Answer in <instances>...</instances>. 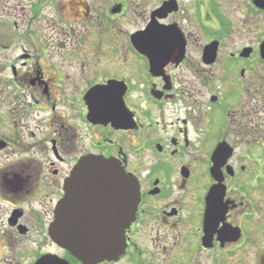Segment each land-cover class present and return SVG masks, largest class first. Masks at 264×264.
Here are the masks:
<instances>
[{"label":"flooded vegetation","instance_id":"1","mask_svg":"<svg viewBox=\"0 0 264 264\" xmlns=\"http://www.w3.org/2000/svg\"><path fill=\"white\" fill-rule=\"evenodd\" d=\"M132 3L0 0V264H258L264 254V38L228 50L214 38L194 53L179 23H163L177 1L157 22L175 25L184 49L159 59L132 43L147 25L127 29ZM211 12L205 20L221 23ZM87 156L114 160L138 185L110 261H81L49 235Z\"/></svg>","mask_w":264,"mask_h":264},{"label":"water","instance_id":"2","mask_svg":"<svg viewBox=\"0 0 264 264\" xmlns=\"http://www.w3.org/2000/svg\"><path fill=\"white\" fill-rule=\"evenodd\" d=\"M252 1L254 6L264 9V0ZM175 10L176 0L164 2L152 14L145 30L132 37L139 52L157 50V58L162 59L168 57L167 50L174 49L180 57L184 49L180 32L175 25L160 26L155 20ZM216 49L217 42L205 46L203 59L212 60ZM260 54L264 59V41ZM63 190L49 230L53 241L84 262L116 259L124 250V231L134 217L139 199L135 179L114 160L88 156L72 170ZM258 264H264V254Z\"/></svg>","mask_w":264,"mask_h":264},{"label":"rangeland","instance_id":"3","mask_svg":"<svg viewBox=\"0 0 264 264\" xmlns=\"http://www.w3.org/2000/svg\"><path fill=\"white\" fill-rule=\"evenodd\" d=\"M136 5V15H132L127 29H140L148 23V10L159 7L165 0H125ZM180 11L173 13L175 16L163 23H179L182 30L190 38L191 50L196 53L199 48L214 38L222 40V49H237L245 46L258 47L259 41L264 38V13L254 16L248 8L251 0H177ZM211 6L217 8L211 12ZM200 13L201 20L196 16ZM210 17H219L221 23L214 24L213 20H205L207 13ZM246 16L254 17L253 21H245ZM210 17H207L208 19ZM228 24L225 33V20ZM256 19L258 21H256ZM202 21L204 24H202ZM201 22V23H200ZM208 23V25H206Z\"/></svg>","mask_w":264,"mask_h":264}]
</instances>
